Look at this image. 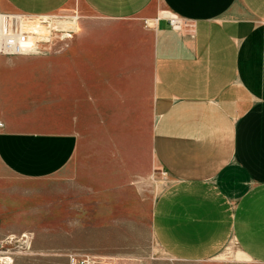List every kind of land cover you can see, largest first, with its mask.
<instances>
[{
	"label": "crops",
	"instance_id": "0c3cea01",
	"mask_svg": "<svg viewBox=\"0 0 264 264\" xmlns=\"http://www.w3.org/2000/svg\"><path fill=\"white\" fill-rule=\"evenodd\" d=\"M3 1L48 16L72 0ZM80 1L127 28L75 33L46 57L43 109L21 118L0 93V179L51 178L86 150L94 182L148 167L167 181L151 227L169 259L205 262L233 243L264 264V0Z\"/></svg>",
	"mask_w": 264,
	"mask_h": 264
},
{
	"label": "rangeland",
	"instance_id": "374dc122",
	"mask_svg": "<svg viewBox=\"0 0 264 264\" xmlns=\"http://www.w3.org/2000/svg\"><path fill=\"white\" fill-rule=\"evenodd\" d=\"M88 12L80 0H72L52 15H23L13 13L0 0V13L23 20L25 30L41 41L30 54L0 58V93L6 103L14 102L15 110L19 104L21 118L35 107H44L46 57L65 53L75 33L127 28ZM71 20L78 21V31L70 29ZM86 155L89 158L80 156L47 179L28 181L2 172L0 226L6 234L0 239L2 261L72 264L71 259L78 258L90 264H258L246 260L233 243L205 262L169 259L158 247L151 227L153 208L166 179L145 167L133 173L131 181H114L115 177L104 175V182H94L93 159L88 150Z\"/></svg>",
	"mask_w": 264,
	"mask_h": 264
},
{
	"label": "built area",
	"instance_id": "2783aa9c",
	"mask_svg": "<svg viewBox=\"0 0 264 264\" xmlns=\"http://www.w3.org/2000/svg\"><path fill=\"white\" fill-rule=\"evenodd\" d=\"M169 22L175 28H181L182 21L176 17H169ZM23 21V20H22ZM18 17H9L0 13V56H21L32 53L41 43L36 34L25 30V24ZM0 127L3 124L0 123ZM72 264H90L80 261L78 258L71 259ZM4 264H13L10 258Z\"/></svg>",
	"mask_w": 264,
	"mask_h": 264
},
{
	"label": "bare ground",
	"instance_id": "6f19581e",
	"mask_svg": "<svg viewBox=\"0 0 264 264\" xmlns=\"http://www.w3.org/2000/svg\"><path fill=\"white\" fill-rule=\"evenodd\" d=\"M33 30V29H32ZM37 32V31H36ZM38 32H39V30H38ZM32 33V32H31Z\"/></svg>",
	"mask_w": 264,
	"mask_h": 264
}]
</instances>
